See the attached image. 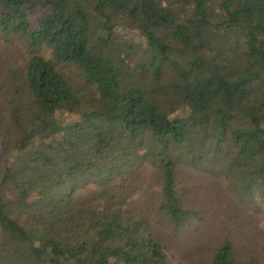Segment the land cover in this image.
Returning <instances> with one entry per match:
<instances>
[{
    "label": "trees",
    "instance_id": "1",
    "mask_svg": "<svg viewBox=\"0 0 264 264\" xmlns=\"http://www.w3.org/2000/svg\"><path fill=\"white\" fill-rule=\"evenodd\" d=\"M0 41L31 54L0 61V264H179L148 168L177 236L183 164L264 202V0H0ZM191 264L264 262L227 236Z\"/></svg>",
    "mask_w": 264,
    "mask_h": 264
},
{
    "label": "rangeland",
    "instance_id": "2",
    "mask_svg": "<svg viewBox=\"0 0 264 264\" xmlns=\"http://www.w3.org/2000/svg\"><path fill=\"white\" fill-rule=\"evenodd\" d=\"M41 53L47 58L54 57L49 48H43ZM30 55L24 47L15 48L0 43V61L13 60L22 64ZM59 68L71 75L76 74L74 68ZM4 125L2 122L0 128ZM52 138L50 135L42 137L41 146ZM3 169L0 162V181ZM143 177L149 184L148 188L137 193L132 204L141 206L150 216L156 239L174 263L191 264L197 258H202L203 253L209 254L227 236L232 238L241 252L254 253L264 262V202H249L231 190L223 178H209L203 171L192 170L188 164H183L178 187L198 215L194 217L192 225L177 236L170 226L164 224L163 215L153 204V194L161 191L156 170L148 168ZM7 196L11 197L12 193L7 191Z\"/></svg>",
    "mask_w": 264,
    "mask_h": 264
}]
</instances>
